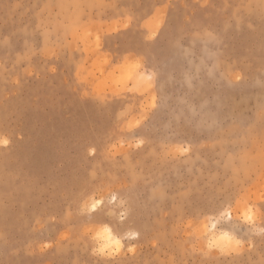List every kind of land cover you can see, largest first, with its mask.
Returning <instances> with one entry per match:
<instances>
[{
    "label": "rangeland",
    "instance_id": "obj_1",
    "mask_svg": "<svg viewBox=\"0 0 264 264\" xmlns=\"http://www.w3.org/2000/svg\"><path fill=\"white\" fill-rule=\"evenodd\" d=\"M0 264H264V0H0Z\"/></svg>",
    "mask_w": 264,
    "mask_h": 264
},
{
    "label": "bare ground",
    "instance_id": "obj_2",
    "mask_svg": "<svg viewBox=\"0 0 264 264\" xmlns=\"http://www.w3.org/2000/svg\"><path fill=\"white\" fill-rule=\"evenodd\" d=\"M106 234H107V237L109 240H112L115 243H121V240L119 238H117L116 236H114V233L111 230L108 229ZM218 237L221 240H226L229 242L234 240V237L231 234H229L228 232H223V233L219 232Z\"/></svg>",
    "mask_w": 264,
    "mask_h": 264
}]
</instances>
